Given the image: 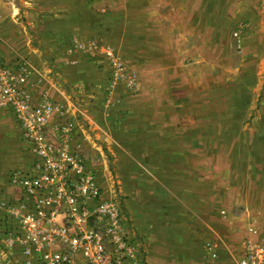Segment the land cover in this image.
Listing matches in <instances>:
<instances>
[{
	"label": "rangeland",
	"instance_id": "374dc122",
	"mask_svg": "<svg viewBox=\"0 0 264 264\" xmlns=\"http://www.w3.org/2000/svg\"><path fill=\"white\" fill-rule=\"evenodd\" d=\"M19 57L66 90L76 139L85 135L102 150L90 156L76 144L87 162L105 164L114 180L105 193L121 200L148 252L149 235L131 202L141 196L137 188L142 195L183 193L169 181L154 186L160 160L174 157H190L211 181L208 230L199 233L192 218L177 224L168 204L156 220L163 236L185 234L205 248L218 243L217 255L209 242L205 258L189 264H236L251 236L264 241V0H0V59ZM9 115L24 157L19 124ZM22 166L5 170L6 181Z\"/></svg>",
	"mask_w": 264,
	"mask_h": 264
},
{
	"label": "built area",
	"instance_id": "2783aa9c",
	"mask_svg": "<svg viewBox=\"0 0 264 264\" xmlns=\"http://www.w3.org/2000/svg\"><path fill=\"white\" fill-rule=\"evenodd\" d=\"M32 73L26 58L0 59V107L19 124L28 159L7 173L18 195L0 201V264H149L121 200L105 193L75 142L73 107L46 93L32 99ZM236 264H264V244Z\"/></svg>",
	"mask_w": 264,
	"mask_h": 264
},
{
	"label": "crops",
	"instance_id": "0c3cea01",
	"mask_svg": "<svg viewBox=\"0 0 264 264\" xmlns=\"http://www.w3.org/2000/svg\"><path fill=\"white\" fill-rule=\"evenodd\" d=\"M107 59L108 58L105 56H99L96 60L102 61L107 64ZM74 62V60H71L70 64H73ZM30 63L34 71L30 76L29 85L27 87V92L29 96L36 101L40 98L43 93H46L60 104L66 106L68 109H71V100L68 98L66 90L60 87L58 84L54 83L52 80H50L51 78L48 76V74L45 71L41 70L35 63H33L32 61H30ZM111 64L112 63H110L109 66H111ZM60 69L67 73L66 67L61 66ZM74 79L83 81L82 77ZM3 110L5 112H2ZM7 115L13 117V115L8 110L0 107V201L6 200L10 197H16L18 195V191L15 190V188L6 181L5 170L15 164L16 166H25L28 162L27 157H23V155L19 151L18 145L16 144V140H14L16 137L14 124L7 121ZM70 115L72 119L77 121L78 123V120L74 117L73 111H70ZM75 142H80L83 148H85L86 146L85 149L88 150V152L91 150L90 156L92 152L98 153L97 150H102V146L97 147L95 145V142L90 138H87V136L85 135L79 136L78 139H75ZM153 153L160 155H174L175 150H159V152L153 150ZM169 159V163L160 160L159 166L163 174H159V170V175L154 172L155 175L153 176L154 178H157L154 180V186L161 187L164 186V181H169V184L173 183L175 187H177L179 190L184 189L183 191L181 190V192L183 193L176 194L174 192V194H171V196H163L161 191L158 190L155 196L142 195L143 191L137 188L134 193H140V198H143L145 201L140 200L139 196L137 195L136 199H138V201L131 202L132 208L141 214V218L143 220V225H141V228L146 231V233L149 235V252H147L148 259L152 264L193 263L196 260L205 258V253H208L207 243L209 242L216 243L214 249L216 250L215 255H217L219 251V246L215 240L208 241L206 243L205 248V245L202 246L201 241L188 238V236H186L185 234H175L170 237L166 235L163 236L158 230V227H156V220L160 217L161 214L164 213L163 211L165 206L161 204H168V207L171 208L170 212H175V217L173 218H175L177 224L183 226L186 219L192 218L199 221L197 223L199 233L208 230L207 219L208 215L210 214H208L207 211H209L210 208L209 202L213 200V196L209 195V187H211V181H209L205 177V175L202 174L201 171H199V167L196 162L191 163L189 161L190 157L187 161L188 163H185L183 161L185 158H180L177 160L174 157ZM88 165L91 168H96L100 171L101 174L99 177V183L104 188V190H106L107 193L113 185L114 180L109 174L105 164L100 162H88ZM162 166L166 167L163 168ZM139 185L140 183L137 182V187ZM142 186H144L143 183ZM191 191H193L194 193L188 194ZM148 198H151V200L148 201ZM147 202H152L151 204L156 205L155 207H151L150 205H148L149 203ZM144 220H147V222H145ZM154 223H156V225H154ZM193 227L194 229L197 228V226L195 225H193ZM189 228L192 230V226ZM163 239L166 241L171 240L175 242L188 241L189 245L170 246L167 244V242L166 244H163L160 241ZM220 239L222 240L221 236ZM249 241H251L249 244L251 246L264 244V241L260 243L259 241L257 242L255 240V236H251Z\"/></svg>",
	"mask_w": 264,
	"mask_h": 264
}]
</instances>
